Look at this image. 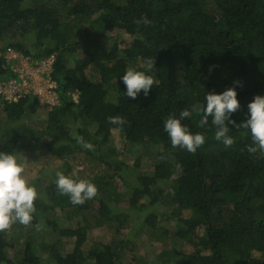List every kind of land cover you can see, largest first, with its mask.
I'll list each match as a JSON object with an SVG mask.
<instances>
[{
  "label": "trees",
  "instance_id": "obj_1",
  "mask_svg": "<svg viewBox=\"0 0 264 264\" xmlns=\"http://www.w3.org/2000/svg\"><path fill=\"white\" fill-rule=\"evenodd\" d=\"M72 1L63 8L60 0H0V84L20 80L8 52L32 66L54 56L50 77L60 102L45 111L32 92L14 101L0 94V151L44 149L59 160L83 154L89 175H74L91 180L98 194L73 205L57 191L56 172L43 170L35 180L33 220L13 224L20 239L0 231V264H264V153L248 151L250 134L229 125L235 143L226 148L214 138L211 117L200 127L194 114L183 123L203 132L206 142L190 153L173 148L163 130L167 116L202 101L204 91L234 87L241 105L232 117L237 123L253 97L264 95V0ZM115 30L133 34L125 50L111 42ZM77 51L84 57L68 66V55ZM146 57L155 59L157 83L133 100L120 76L143 66ZM42 113L30 124L23 119ZM112 116L125 123H111ZM113 130L127 148L145 149L135 159L137 168L142 155L155 159L151 174L140 170L131 183L120 175ZM78 137L92 148L82 147ZM154 204L165 207L174 227L157 226L161 216L149 207L138 224L131 222L129 211ZM72 217L83 223L70 226ZM103 226L113 229V238L84 250L87 229ZM46 235L73 239L74 245L63 252ZM146 237L164 245L152 261L132 256ZM185 244L194 250L183 251Z\"/></svg>",
  "mask_w": 264,
  "mask_h": 264
},
{
  "label": "clouds",
  "instance_id": "obj_2",
  "mask_svg": "<svg viewBox=\"0 0 264 264\" xmlns=\"http://www.w3.org/2000/svg\"><path fill=\"white\" fill-rule=\"evenodd\" d=\"M49 61H51V57L44 60L45 63ZM53 62L54 60L48 65L52 66ZM154 65L155 59L146 57L142 68L131 66L124 71L120 79L125 85L126 92L124 94L127 97L134 100L141 92L145 97L148 95L149 90L157 83L152 75L155 70ZM47 78L50 81L47 87L52 93V99L47 104L49 106L41 104L38 96L34 93L37 96L39 105L45 111L60 105L55 91L56 85L51 80L50 73ZM12 81L15 82L16 88L11 87L10 82L5 85L0 84V94L8 101H14L19 96L24 95L17 90L20 80L19 83L15 80ZM70 95L77 102V93L70 92ZM240 107L237 91L234 87L227 88L220 93L204 91L202 101L195 103L191 108L180 110L178 114L172 113L167 116L163 120V130L167 133L173 148L179 147L190 153H195L205 144L206 136L203 132L191 131L188 124L183 123V121L192 118L195 114L200 117V127H204L209 124V118L211 117V125L215 128L214 138L226 148L235 143L234 137L230 135V129L242 128L250 134L253 141L248 151L251 153H264V95L253 97L247 105L246 118L237 123L232 117L233 113ZM42 117L43 113L42 115L34 114L24 121L31 123L42 119ZM109 121L116 125L125 123L124 118L120 116L109 117ZM229 125L233 127L230 128ZM78 143L86 149L92 148V145L85 142L82 137H78ZM24 171L25 165L19 161L15 152L0 151V231L7 230L16 223L29 225L33 220V214L36 212L34 201L38 199L39 193L35 184L26 179ZM54 182L57 191L61 195L68 196L73 205H82L98 194V189L91 180L77 178L74 174L66 175L62 171H57Z\"/></svg>",
  "mask_w": 264,
  "mask_h": 264
},
{
  "label": "rangeland",
  "instance_id": "obj_3",
  "mask_svg": "<svg viewBox=\"0 0 264 264\" xmlns=\"http://www.w3.org/2000/svg\"><path fill=\"white\" fill-rule=\"evenodd\" d=\"M49 1L57 2V0H49ZM60 3L63 8L64 7L69 8L68 5L72 4L73 1L60 0ZM66 12L67 11H64V14ZM111 36H112L111 42L113 43L116 42L121 50L122 49L125 50L130 45V43H132V39H133L132 33H128L122 30H115L111 34ZM107 43H109V41ZM70 55H68L67 57L68 66H73L74 59H82L84 57L81 51L75 52L72 56ZM6 57L7 59L15 60L14 63L12 64V68L14 71L18 72L19 74L20 85L17 86V90L19 91V93L22 94L31 93V92L35 93L38 96L41 104L47 105L48 101L52 99V93L50 92V89L47 87V85L50 83L49 78L47 77H49V73L51 72V66L48 64L54 60V56L51 57V61L46 63L44 61H41L37 66H32V62L30 59L25 58L15 52L14 53L8 52L6 54ZM135 67L142 68L143 66L142 64L137 63ZM24 118H30V116L25 115L23 116V119ZM2 120L6 121L4 117H2ZM26 123L30 124L29 121L28 122L26 121ZM91 128L93 129L94 126H92ZM110 145L113 147L114 157L118 160L120 166L123 167L122 172H120V175L127 178V181L129 183L135 181V177L140 172V170L147 171L151 174L149 167L151 166V164L154 163L155 159L150 157L149 154L142 155V161L139 168L135 166V159L137 158L138 154L145 151L143 146L140 145L137 147L127 148L128 146L125 144L124 137L122 136L121 132L117 130H113L112 132ZM17 156L19 161L25 165L24 175L26 179L33 182L35 185H37V183H35L36 178L42 173L43 170H46V173L50 176V174H54L57 171H62L65 173L66 167L70 166L72 167L73 170L71 175L76 174L78 172H80L79 174L80 178L83 177L85 178L86 176L89 175V169L86 170V168H84L87 164L86 163L87 158H85V155L83 154L73 155L68 159L65 158L64 160H59L54 156L50 155L45 150H39V151L34 150V151H22L21 153L19 152ZM42 184L44 186L45 183ZM123 200L127 201V199H123ZM148 207H149V211H155L157 215L161 216V218L157 222V226H164L167 229L174 227L177 221L175 219L173 220L172 217H169L167 215L165 207L161 204H154L150 206L144 205V207L141 209L138 208L132 209L131 211L128 212V216L131 217V222L135 220V223L138 224L140 222V217L142 212H144V210H146ZM68 221L70 222V226L72 227L73 226L75 227L77 223H83L81 217H72ZM62 223L68 226V223H66L65 221H62ZM127 223L128 224L130 223L129 219ZM6 231L8 232L7 236H12L13 238L18 237L20 239V231L17 227L12 225ZM112 236H113V229L107 226H103L98 229L88 228L86 232L87 241L85 242L84 250H86L90 244L107 243L113 238ZM141 240L142 241L139 243V245H137V248L135 249L132 256L137 258L145 257L149 261H152L154 257L159 255L163 251L164 245L160 241L150 239L149 237L142 238ZM45 241L54 242L58 244L63 252L68 251L74 245L73 239L70 238L56 239L55 236H49V235H46ZM20 242H22L21 243V247H22L23 239H21ZM182 248L183 251L194 250V246L190 244H185L182 246ZM7 250L9 253H11L10 249Z\"/></svg>",
  "mask_w": 264,
  "mask_h": 264
},
{
  "label": "built area",
  "instance_id": "obj_4",
  "mask_svg": "<svg viewBox=\"0 0 264 264\" xmlns=\"http://www.w3.org/2000/svg\"><path fill=\"white\" fill-rule=\"evenodd\" d=\"M14 81H12V82H10V85H11V87H13V88H16V86L14 85Z\"/></svg>",
  "mask_w": 264,
  "mask_h": 264
}]
</instances>
